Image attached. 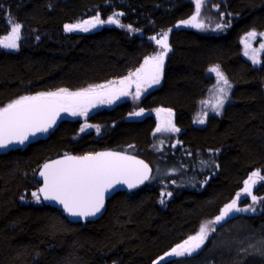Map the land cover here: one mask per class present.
<instances>
[{"label": "trees", "instance_id": "trees-1", "mask_svg": "<svg viewBox=\"0 0 264 264\" xmlns=\"http://www.w3.org/2000/svg\"><path fill=\"white\" fill-rule=\"evenodd\" d=\"M190 1L0 0V38L10 29L9 17L22 26L17 49L0 47V107L21 96L125 77L157 47L151 38L167 33L160 82L137 106L171 110L180 129L172 141L157 144L154 117L133 119L134 107L124 99L84 120L64 118L23 150L0 154V264H264V183L254 190L256 205L229 213L196 254L159 259L202 219L220 215L264 165V51L260 63H251L241 41L247 32L264 31V0H210L224 18L220 25H230L215 31L176 27L195 14ZM114 12L132 30L116 24L63 29ZM210 64L232 85L230 101L197 126L192 115L211 82L205 74ZM85 124L92 127L81 132ZM99 149L144 158L153 169L150 179L134 191L114 193L101 217L84 222L70 221L31 195L45 160ZM248 202L238 199L237 207Z\"/></svg>", "mask_w": 264, "mask_h": 264}, {"label": "snow or ice", "instance_id": "snow-or-ice-1", "mask_svg": "<svg viewBox=\"0 0 264 264\" xmlns=\"http://www.w3.org/2000/svg\"><path fill=\"white\" fill-rule=\"evenodd\" d=\"M207 0H195V14L190 19L182 21L185 25H191L196 28H203V22H199L198 18L201 8ZM122 13H113L107 20L101 19L99 14L89 20H85L78 24H66L64 29L67 32L74 30L89 31L98 25L116 24L121 27H127L132 30L131 25H121L119 16ZM11 25V32L0 38V47L5 49H17L20 39L21 25L15 23L11 17L8 19ZM230 25L217 24V28ZM254 31L247 33L243 39L245 44V55H249L248 41L256 37ZM264 36V33L261 34ZM156 43L161 46L163 51L156 55L145 58L143 65L133 73H129L127 77L121 79L118 83L119 89H110L109 82L106 85L89 86L80 91H69L61 88L55 92H42L31 96H21L9 102L7 105L0 107V149L7 148L13 143L23 144L30 136H36L37 133L47 132L56 122V117L61 111L69 112L73 116L87 115L89 107L95 106V103L111 104L120 96H127V88L131 84L136 85V98H139L140 92L145 85L151 87L152 84H159L162 75L164 57L169 51L167 43V33H164L160 39L152 37ZM264 51V43L260 44L259 49H251L252 55L250 59L254 64L260 63L258 53ZM208 72L214 73L216 83L209 89L212 93V111L219 114L228 97V92L232 85L226 76L221 72L219 66H213ZM100 89H109L105 98L101 96ZM99 98V99H98ZM209 104V101H202ZM161 109H157L159 113ZM132 116L143 115V109L133 112ZM206 115V113L204 114ZM169 116L171 112L169 111ZM199 124L205 123L203 116L197 117L194 121ZM91 125L85 124L80 131L84 132ZM96 131L100 129L97 127ZM162 131H179L168 120L162 125H158L156 132ZM148 165L142 160H136L133 157L122 155L117 152H101L96 154H88L84 156H68L63 159L54 160L51 163H45L39 176L42 177L43 184L32 192L31 195L39 202L41 197L45 201H55L63 206V210L73 217H91L101 211L104 206L105 192L113 189L118 184H126L128 188H135L138 184H142L148 177ZM264 180L259 172H253L246 181H244L243 193L251 196L253 203L257 201V197L252 195V186L257 183L254 178ZM171 196V193H161V196ZM241 193H237V198L231 203L225 205L214 221L203 223L196 235L188 237L182 243L177 244L170 252L165 253V257L190 255L193 251L200 248L209 233V225L218 223L223 220L229 213L233 211H246L237 207V200ZM161 203L164 200L161 199ZM159 264V261L154 262Z\"/></svg>", "mask_w": 264, "mask_h": 264}, {"label": "rangeland", "instance_id": "rangeland-1", "mask_svg": "<svg viewBox=\"0 0 264 264\" xmlns=\"http://www.w3.org/2000/svg\"><path fill=\"white\" fill-rule=\"evenodd\" d=\"M193 1V3L195 4V0H191ZM210 0H207L206 3H204L202 5V8H201V13H200V16L198 18V21L199 22H203L204 24V27L203 28H197V29H201L203 31H215L217 29V24H220L221 21L224 19L223 16L221 15V12L218 11L217 9V6L215 5H211L209 4ZM215 9V10H214ZM194 13H195V7H194ZM214 13L215 15V18L214 19H211V16L212 14ZM98 14V13H97ZM97 14L93 15V16H90V17H86V18H83V19H80V20H77V21H74V22H70V23H66V24H78V23H81L85 20H89L91 19L92 17L96 16ZM99 16L101 17V15L99 14ZM101 19H103L101 17ZM103 20H107V18H104ZM64 24V25H66ZM104 25H109V24H104ZM104 25H98L97 27L95 28H91L89 31H94V30H98L99 28H101L102 26ZM111 25V24H110ZM196 28V27H195ZM64 29V27H63ZM65 31V29H64ZM11 32V25H10V29L8 31L7 34H5L4 36L8 35L9 33ZM67 32V31H65ZM71 32H85V31H81V30H74V31H71ZM249 33V32H247ZM247 33L245 35L242 36V39L241 41H243V39L245 38V36L247 35ZM257 35L254 39H251L248 41V44H249V48L247 49V51L249 52V55H247V57L250 59V56L252 55V52H251V49H259L260 47V44L261 43H264V36H262L261 34L264 33L263 32H255ZM2 36V37H4ZM1 37V38H2ZM261 37L262 39L261 40H258V38ZM160 39V38H159ZM6 50H14V49H6ZM163 51V49L161 48L160 45L157 44V47L151 52L149 53L147 56H145V58L147 57H150V56H153V55H156L158 54L159 52ZM246 51V48H245V44L242 42V52L243 54L245 53ZM262 51H260L258 53V57L260 55ZM145 58L143 59V61L141 62V65L144 63V60ZM250 62H252V60L250 59ZM140 65V66H141ZM140 66L137 67V69L140 68ZM213 66H217V64H210L207 66L206 70H205V74L207 76H210L211 77V82L210 84L206 87L205 91H204V94L203 96L201 97V99L198 101L197 103V107H196V110L194 111L193 115H192V121H193V124L197 125V126H202L203 124H199V123H196L194 122L197 117H200V116H203L204 120L206 119V117L210 114H215V115H219L222 111L219 112V114H217L216 112L212 111L211 109V103L213 102L212 101V93L209 92V89L216 83V78H215V74L214 73H209L208 72V69L213 67ZM220 68V67H219ZM135 69V71L137 70ZM221 70V69H220ZM133 71V72H135ZM132 72V73H133ZM222 72V71H221ZM223 73V72H222ZM224 74V73H223ZM128 76V75H127ZM125 76V77H127ZM124 77L122 78H118V79H111V80H108V81H105V82H96V83H90L88 85H86L85 87L83 88H80V89H68L69 91H72V92H75V91H80L82 89H86L88 88L89 86H96V85H106V84H109V82H114L110 85V89H113V90H116V89H119L120 88V85H119V81L121 79H123ZM161 79V78H160ZM230 83V82H229ZM158 84H152L151 87H148L147 85L144 86V88H142L141 92H140V95H139V98L137 99L136 98V85L135 83L131 84L130 87L127 88V91H128V95L127 96H120L118 99H115L111 104L109 103H99L98 101L95 103V106L93 107H89L88 109V113H91V112H95V111H98L102 108H111L113 107L114 105H116V103L120 102L121 100H124L126 99L129 103L131 102V105L134 107L132 109V113L135 112V111H140L141 108H139L137 105H138V102H140V99L142 98L141 95L145 92H148L150 90H152L153 88H155ZM263 90H264V82H263ZM61 89V88H60ZM66 89V88H64ZM59 89H56V90H51V91H42V92H55ZM100 93H101V96L99 98H105L109 92V89H100L99 90ZM230 91L231 89L229 90L228 92V97L223 105V107L227 104V102L230 101ZM42 92H38V93H42ZM36 93V94H38ZM35 94V95H36ZM98 98V99H99ZM209 101V104H204L202 103V101ZM158 109H161L162 111H160L159 113L157 112V109H154V110H146L144 111L143 110V115L141 116H144L146 114H151L153 117H154V127L152 128V131H151V137H153L155 139V142L158 144L159 141H163V142H167L171 139H175L179 132H180V129L179 131H176V132H172V131H162V132H156V128L158 125H162L164 123H166L168 120H171V123L174 125V122H173V117H174V114L171 110L167 109V108H158ZM169 111L171 112V116H169ZM206 113V115H204ZM63 117L64 118H78V119H81V120H84L86 118V115L84 116H81V115H77V116H73L71 115L69 112H64L63 114ZM175 126V125H174ZM176 127V126H175ZM157 148H158V145H157ZM254 172H259L260 173V176L261 177H264V165L258 169H256ZM248 179V178H247ZM257 180V183H255L253 186H252V189H251V193L252 195H254V190L256 188L257 185H260L262 183H264V180H260L258 177L257 178H254ZM243 188H244V185L242 187V189L240 190V193H241V196L239 199H245L247 201H249L245 206L241 207L242 209H247L246 211H250L252 209V207H254L256 205V203L258 202V200L260 199L259 197H257V201L255 203H253L252 199H251V196L249 195H246L243 193ZM216 217H213L211 219H202L198 226L196 227V230L188 235L187 237H185L183 240H181L180 242L174 244L166 253L170 252L172 248H174L177 244H180L182 243L184 240L188 239V237L190 236H194L198 233L199 231V228L200 226L207 222V221H214ZM224 221L221 220L220 222L218 223H213V224H210L209 225V233H208V236L207 238L204 240L203 244L201 245L200 248L196 249L195 251H193L190 255L186 254L184 256H170V257H165L164 260H168V259H172V258H181V257H188V256H191V255H194L196 254L206 243H208V241L211 240L212 238V233L214 232L216 226H219L220 224H222ZM207 240V241H206ZM205 243V244H204ZM165 256V253L161 256V257H164ZM159 257V259L161 258Z\"/></svg>", "mask_w": 264, "mask_h": 264}, {"label": "water", "instance_id": "water-1", "mask_svg": "<svg viewBox=\"0 0 264 264\" xmlns=\"http://www.w3.org/2000/svg\"><path fill=\"white\" fill-rule=\"evenodd\" d=\"M182 21H179V22H176L175 25L176 27H180V26H183L185 24L181 23ZM137 112V111H135ZM63 114L64 112L61 111L59 113V115L56 117V122L55 124L45 133H37L36 136H30L28 140H26L23 144H18V143H13L11 145H9L7 148H3V149H0V154H5V153H8L9 151H12V150H17V149H20V150H23L24 148H26L30 143H33L35 141H37L38 139L46 136L48 133H50L51 131H53L57 125L63 120ZM139 118V116H133V119H137ZM101 152H117V153H120L122 155H126V156H130V157H133L135 158L136 160H142L145 164L148 165V168H149V171H148V179L145 180L142 184H138L135 188H128V186L126 184H118L116 185L113 189H110L108 191L105 192V199H104V206L103 208L101 209V211L99 213H97L95 216H91V217H73V216H70L68 213H66L64 210H63V206L62 205H59L57 202L55 201H45L43 200V197H41V201L44 203V204H48L50 206H53L55 208H57L58 210L61 211V213L66 217L68 218L70 221L72 222H84V221H90V220H95V219H98L99 217H101V215L104 213L105 211V207H106V202L107 200L116 192L118 191H126V192H130V191H134L138 188H140L142 185H144L151 177L152 175V166L150 165V163L148 161H146L144 158L136 155V154H133V153H129V152H126V151H121V150H113V149H99V150H96L94 152H89V153H84V154H73V153H65V154H61V155H58L56 157H53V158H50V159H47L45 160L39 167L38 169L36 170V173H35V177L38 181V186H37V189L39 187L42 186L43 184V180H42V177L39 176V172L42 170L43 168V165L45 163H51L52 161L54 160H58V159H63L65 157V155H68V156H84V155H88V154H96V153H101Z\"/></svg>", "mask_w": 264, "mask_h": 264}, {"label": "bare ground", "instance_id": "bare-ground-1", "mask_svg": "<svg viewBox=\"0 0 264 264\" xmlns=\"http://www.w3.org/2000/svg\"><path fill=\"white\" fill-rule=\"evenodd\" d=\"M188 2H189V1H188ZM190 2H191V1H190ZM206 241H207V240H206ZM204 244H205V243H204ZM205 247H206V246H205ZM203 248H204V247H203ZM201 249H202V248H201ZM201 249H200V250H201ZM200 250H199V251H200ZM163 262H164V261H163Z\"/></svg>", "mask_w": 264, "mask_h": 264}, {"label": "flooded vegetation", "instance_id": "flooded-vegetation-1", "mask_svg": "<svg viewBox=\"0 0 264 264\" xmlns=\"http://www.w3.org/2000/svg\"><path fill=\"white\" fill-rule=\"evenodd\" d=\"M166 56L164 57V63H165Z\"/></svg>", "mask_w": 264, "mask_h": 264}]
</instances>
